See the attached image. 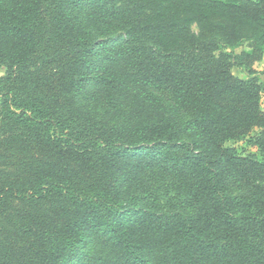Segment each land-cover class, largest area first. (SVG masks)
I'll return each instance as SVG.
<instances>
[{
  "label": "trees",
  "instance_id": "1",
  "mask_svg": "<svg viewBox=\"0 0 264 264\" xmlns=\"http://www.w3.org/2000/svg\"><path fill=\"white\" fill-rule=\"evenodd\" d=\"M263 56L264 0H0V264H264Z\"/></svg>",
  "mask_w": 264,
  "mask_h": 264
},
{
  "label": "rangeland",
  "instance_id": "2",
  "mask_svg": "<svg viewBox=\"0 0 264 264\" xmlns=\"http://www.w3.org/2000/svg\"><path fill=\"white\" fill-rule=\"evenodd\" d=\"M190 28L195 33L199 32V25H198L197 22H191L190 23ZM248 45H249V41H243L241 43V45L238 48H236L235 51L237 53H240L243 50H249V46ZM223 52H231V50L230 49H224V48L220 47L219 49H217L215 51V54L216 55H220ZM254 68H255V70H257V72H258L257 75L260 76V79H261V81L263 83V92H262V99L261 100H262V107L264 109V56H263V58L260 61L255 62ZM6 71H7V67L5 65H0V77L5 75ZM232 72L235 75H237V76H239L241 78H245V79L250 76L248 74V71L245 68H241V67H238V66L233 67ZM186 116L187 117L191 116V112L186 110ZM257 132H258V129L255 130V132L253 134H255ZM236 146L239 149L245 148V149H247L248 151H251V152H256V153L258 152V149L256 147L248 146L246 144V141L238 142L236 144ZM160 206L163 207V208H166L168 206L167 201L165 199H160Z\"/></svg>",
  "mask_w": 264,
  "mask_h": 264
}]
</instances>
